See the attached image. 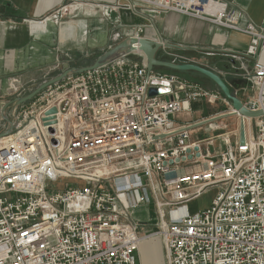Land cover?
Segmentation results:
<instances>
[{"label":"built area","instance_id":"1","mask_svg":"<svg viewBox=\"0 0 264 264\" xmlns=\"http://www.w3.org/2000/svg\"><path fill=\"white\" fill-rule=\"evenodd\" d=\"M137 4L152 17L178 13L247 35L246 51L233 59L250 66L220 76L249 85L250 95L229 90L247 111L264 112V24L242 26V12L220 0L75 5L108 14L137 13ZM68 12L60 7L28 26ZM133 54L143 59L124 56L67 76L15 108L12 133L0 138V264H137L140 243L153 238L166 264H264V115L253 131L246 120L242 146L226 136L215 153L213 139L191 142L177 117L193 115L196 103H220L219 117L234 114L231 102L219 90L148 71ZM23 88L14 80L9 94ZM209 188L217 189L210 206L191 214L188 205ZM150 206L155 231L140 236L132 211Z\"/></svg>","mask_w":264,"mask_h":264},{"label":"crops","instance_id":"2","mask_svg":"<svg viewBox=\"0 0 264 264\" xmlns=\"http://www.w3.org/2000/svg\"><path fill=\"white\" fill-rule=\"evenodd\" d=\"M220 1L228 3L231 9L242 12L240 19L242 26L247 23L257 27L264 24V0ZM77 3H87L91 6L112 5L113 0H0V6L4 8V13L0 14V134L8 129L7 120L14 123L13 112L19 107L14 104L17 98L30 94L35 87L60 75L59 64L68 63L70 67H76L73 65L75 59L71 58L72 38L81 39V32L84 29L89 30V23L85 20H78L75 25H70L69 22L58 23L60 19L58 16L53 21L45 23V27L34 24L30 29L28 23L40 21L63 6L72 7L77 11L79 9L75 5ZM137 6L139 9L137 13L113 11L121 24L118 28L128 32L122 41L134 36L137 28L142 27L141 38L162 45L156 54L158 60L172 62L174 59L166 56L165 52L176 53L218 75L233 73V66L238 67L241 64L247 68L250 66L246 61L239 63L233 59V56L246 51L250 41L247 35L178 13L152 17L145 10L146 7L139 4ZM83 9L91 12L95 8L85 6ZM97 12L104 13L103 10ZM96 40L97 36L94 41L97 44ZM84 46V42H80L77 52H84ZM158 55L160 57H157ZM259 61L264 63L263 56ZM14 80L19 82V86L24 87L21 91L23 95H17L15 99V95L9 96V85ZM213 117L201 120L200 117H192L189 119L191 122L185 123V117L179 116L177 123L190 128L191 142L213 139V150L217 153L224 150L221 141L223 137L229 136L233 144L238 141V128L227 129L222 123L210 127L196 126L210 118L214 119ZM235 118L230 117L228 120ZM236 119L239 123V119ZM226 120L227 118L224 119ZM215 128H218V131L212 132L211 130ZM198 134L203 137L197 136ZM137 223L140 225L139 235H146L142 232L144 224ZM136 256L137 264H166L164 249L158 238L142 241Z\"/></svg>","mask_w":264,"mask_h":264},{"label":"rangeland","instance_id":"3","mask_svg":"<svg viewBox=\"0 0 264 264\" xmlns=\"http://www.w3.org/2000/svg\"><path fill=\"white\" fill-rule=\"evenodd\" d=\"M69 12L60 15V19L58 20V23H63V22H69L71 23L70 25H75L76 21H87L89 23V30L84 29L83 32H86L87 34H82V38L80 39L79 37L72 38L71 41V46H72V52H71V58L75 59V62L73 63L74 66L73 68H84V67H89L92 65L94 60L119 44L128 34L127 31H124L121 28H118V25H121L120 22L118 21L117 15L114 14V12L105 14L103 12H97L99 11L98 9H93V11L90 12V10H84L83 8H79L77 11H74L72 7H68ZM56 18V17H55ZM92 24V26H91ZM93 28V31L91 29ZM97 28V30H96ZM89 31V32H88ZM97 36V44L94 42ZM81 43L84 42V52H77V46ZM264 58V56H263ZM143 58L136 56V54H131L129 55L126 60H142ZM159 60H164V59H159ZM168 61V60H164ZM171 62V61H170ZM160 72H166V73H173L178 75L181 78H184L186 80L196 82L199 85H201L203 88L211 91H217L218 89L212 84L210 81L207 79L201 77L198 74L195 73H176L172 72L169 70L165 69H155ZM17 85H18V81ZM231 88L232 87H239L235 86L233 84H230ZM10 86V85H9ZM240 90H242L244 93L247 95H250L252 92V89L249 85H245L242 87ZM23 95V92L21 93ZM14 94H9V96ZM17 95L14 96V99L16 98ZM192 110L195 111L193 115L190 116H185L186 122H191L190 120L192 117L197 118L200 117L204 119L210 116H214L213 118H216V116H219L220 114L224 113L226 111L225 107L221 105L220 103L216 104L215 106H210V105H205L201 103H196L192 105ZM230 118V117H228ZM224 121V119H219L215 121L214 123H211L207 125L208 127L212 125H217L222 123L224 127L227 129H231L232 127L238 128V121L237 119H229ZM188 119V120H187ZM190 119V120H189ZM212 118H210L211 120ZM199 120V119H197ZM223 127V126H220ZM218 128H215L214 130H211L212 132H216ZM249 129L251 131L254 130V121L250 123ZM238 131V130H237ZM197 136L203 137V135L198 134ZM211 139V138H209ZM207 140V139H205ZM217 193L216 188H209L204 193L199 197L197 200L191 202L188 207L189 211L191 214L198 212L199 210L206 209L210 206L212 199ZM132 216L133 218L139 222L144 224V228L142 232H145V234H149L151 232L155 231L154 224L157 221L156 215L154 213V208L153 206L150 207H144V208H139L134 211H132ZM141 233V232H140Z\"/></svg>","mask_w":264,"mask_h":264},{"label":"water","instance_id":"4","mask_svg":"<svg viewBox=\"0 0 264 264\" xmlns=\"http://www.w3.org/2000/svg\"><path fill=\"white\" fill-rule=\"evenodd\" d=\"M4 13V8L0 6V14ZM162 48V45L160 43H155L153 41L144 39V38H136V37H129L125 39L124 41L120 42L101 56H99L94 63L89 67L84 68H73L70 67L68 63H63L58 65V69L61 72L60 75L57 77L50 79L47 82H44L42 85L35 87L33 91L24 96L17 98L14 102L15 106H20L22 104H25L32 100L39 92L44 90L45 88L56 84L60 81H62L65 77L70 75H78L82 74L86 71H89L91 69H95L107 64H110L116 60L121 59L124 56H129L135 52H139L144 56V59L146 61V68L148 71H152L153 69H165L176 73H195L200 75L201 77L207 79L210 81L214 86L221 92V94L228 99L231 104L233 110L236 112L234 114L226 115L223 117L214 118L205 122H202L197 127H201L203 125H209L219 119H225L228 117H236L239 119V125H238V141L239 145H243L245 142V122L246 120H253L260 118L264 115L263 111L258 112H249L247 111L244 106L241 104V102L233 97L230 93L228 85H230L232 82L238 80L234 76H225L222 77L218 75L217 73L213 72L212 70L202 67L197 64L193 63H186V64H178L173 63L170 61H164V60H158L156 59V54L159 51V49ZM240 87H242V84H240ZM150 96H154L156 94L155 89H151L149 91ZM54 110H51L50 113H54ZM8 129L5 133L0 134V138L8 136L12 133L14 124L10 121H8ZM188 159H190L188 157ZM181 161H184L182 158ZM177 162V161H175Z\"/></svg>","mask_w":264,"mask_h":264},{"label":"flooded vegetation","instance_id":"5","mask_svg":"<svg viewBox=\"0 0 264 264\" xmlns=\"http://www.w3.org/2000/svg\"><path fill=\"white\" fill-rule=\"evenodd\" d=\"M157 57H160V56L158 55ZM231 84L238 86L241 84V82L239 80H236V81L232 82ZM228 87H229V85H228Z\"/></svg>","mask_w":264,"mask_h":264},{"label":"bare ground","instance_id":"6","mask_svg":"<svg viewBox=\"0 0 264 264\" xmlns=\"http://www.w3.org/2000/svg\"><path fill=\"white\" fill-rule=\"evenodd\" d=\"M247 125H248V122H245V129H246V132H248Z\"/></svg>","mask_w":264,"mask_h":264},{"label":"trees","instance_id":"7","mask_svg":"<svg viewBox=\"0 0 264 264\" xmlns=\"http://www.w3.org/2000/svg\"><path fill=\"white\" fill-rule=\"evenodd\" d=\"M96 59H97V58H96ZM94 61H95V60H94ZM93 63H94V62H93ZM93 63H92V64H93Z\"/></svg>","mask_w":264,"mask_h":264}]
</instances>
